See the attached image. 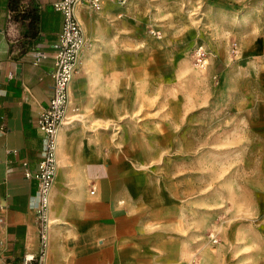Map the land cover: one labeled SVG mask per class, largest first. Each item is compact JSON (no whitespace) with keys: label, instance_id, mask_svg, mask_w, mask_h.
Masks as SVG:
<instances>
[{"label":"rangeland","instance_id":"rangeland-1","mask_svg":"<svg viewBox=\"0 0 264 264\" xmlns=\"http://www.w3.org/2000/svg\"><path fill=\"white\" fill-rule=\"evenodd\" d=\"M119 15L85 28L68 129L143 172L152 261L264 264V0H131Z\"/></svg>","mask_w":264,"mask_h":264},{"label":"crops","instance_id":"crops-1","mask_svg":"<svg viewBox=\"0 0 264 264\" xmlns=\"http://www.w3.org/2000/svg\"><path fill=\"white\" fill-rule=\"evenodd\" d=\"M57 1L23 0L27 14L37 18L31 26V19L12 12L10 0H0V264H23L25 255L39 251L38 184L26 178L25 164L36 172L43 157L37 121L53 94L63 29ZM110 4L91 21L86 20L91 9L80 6L82 25L102 26L100 33L123 26L118 14L124 7ZM84 73L79 70L72 84L74 105L86 91ZM60 148L47 264H158L151 258L159 248L151 227L159 217L137 199L145 189L143 172L69 129Z\"/></svg>","mask_w":264,"mask_h":264},{"label":"built area","instance_id":"built-area-1","mask_svg":"<svg viewBox=\"0 0 264 264\" xmlns=\"http://www.w3.org/2000/svg\"><path fill=\"white\" fill-rule=\"evenodd\" d=\"M129 1L59 0L54 3V9L63 15V29L54 55L53 94L49 106L37 121V128L44 136L43 157L36 172H31L25 164L26 178L35 179L38 184L39 208L36 216L39 227V251L36 254L25 255L23 264H47L53 225L50 214L51 195L59 168L60 134L72 111L71 88L81 67V56L87 46L85 29L78 16V8L84 5L97 11L105 2L125 6ZM23 9L28 11L24 5ZM35 55L39 59L46 58L42 53ZM198 63L201 66L207 63L203 48L198 53Z\"/></svg>","mask_w":264,"mask_h":264},{"label":"bare ground","instance_id":"bare-ground-1","mask_svg":"<svg viewBox=\"0 0 264 264\" xmlns=\"http://www.w3.org/2000/svg\"><path fill=\"white\" fill-rule=\"evenodd\" d=\"M131 1V0H130ZM130 1L125 5V6H127L129 3H130ZM111 5V4H110ZM114 4H112V6H113ZM105 5L103 4V7H104ZM125 6H123V7H125ZM114 7H115V5H114ZM84 8V7H83ZM87 11V10H86ZM94 11H92V10H90L89 12H88V16L86 17V20H92L93 19V17H94ZM82 20V19H81ZM82 22H84L83 20H82ZM87 22H89V21H87ZM86 29H87V31L88 32H90V33H92L93 31H94V29L96 28V26H84ZM94 35V34H93ZM88 40H89V38H88ZM88 43H89V41H88ZM89 45V44H88ZM88 45H87V47L85 48V51L83 52V54H82V56H81V63H82V61H83V58H84V61H83V63L85 62V60H86V58H87V53L89 52V50L87 49L88 48ZM87 62V61H86ZM83 65V64H82ZM75 101H74V91H72V93H71V103H72V111L70 112V114H69V116H68V118H67V121H66V124H65V126H64V128L62 129V131H61V137H60V145H61V148H60V150L62 149V145H63V142H64V139H65V132L68 130V128H69V125H70V120H71V118L73 117V112H77V108L76 107H74V103ZM60 171V170H59ZM58 172V171H57ZM57 177V176H56Z\"/></svg>","mask_w":264,"mask_h":264},{"label":"trees","instance_id":"trees-1","mask_svg":"<svg viewBox=\"0 0 264 264\" xmlns=\"http://www.w3.org/2000/svg\"><path fill=\"white\" fill-rule=\"evenodd\" d=\"M23 0H10V8L14 14H17V18L21 17V19H31L30 25L33 26L36 21V16H31L27 14V12L23 9L22 5Z\"/></svg>","mask_w":264,"mask_h":264}]
</instances>
